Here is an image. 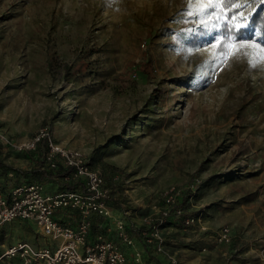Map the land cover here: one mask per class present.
Instances as JSON below:
<instances>
[{
  "label": "rangeland",
  "instance_id": "rangeland-1",
  "mask_svg": "<svg viewBox=\"0 0 264 264\" xmlns=\"http://www.w3.org/2000/svg\"><path fill=\"white\" fill-rule=\"evenodd\" d=\"M240 3L242 17L255 4ZM218 8L212 0H0V128L9 138L46 127L103 175L104 164L115 167L121 208L110 209L135 240L163 190H193L185 211L200 226L167 220L163 252L150 247L151 261L264 264V51L228 44L218 54ZM84 56L87 72L77 70ZM0 154L8 167H31L29 152ZM221 226L229 244L214 242ZM35 230L14 221L0 234L40 244Z\"/></svg>",
  "mask_w": 264,
  "mask_h": 264
},
{
  "label": "built area",
  "instance_id": "built-area-1",
  "mask_svg": "<svg viewBox=\"0 0 264 264\" xmlns=\"http://www.w3.org/2000/svg\"><path fill=\"white\" fill-rule=\"evenodd\" d=\"M43 139L47 141L46 165L53 169L59 165L70 169L71 180L79 185L75 190L54 194L44 193L43 186L38 183L20 185L7 194L0 192V227L13 221H31L42 237L57 243L55 247L34 246L25 241L1 244L0 264H12L14 259L21 264H157L144 258V251L136 246L126 222L112 215L110 188L106 186L103 173L88 165L83 151L56 143L46 127L21 140L9 138L0 128V148L9 147L18 153L34 151ZM181 193L182 189L175 185L163 190L160 205L153 206L152 213L142 217L136 228L143 243L157 254L164 249L159 229L164 219L173 215L182 218L184 226H200L198 216H184ZM63 215L72 220L60 221ZM97 217L110 221V226L104 232L92 234L91 225ZM213 239L216 244H229L230 228L221 226ZM164 264L178 262L167 254Z\"/></svg>",
  "mask_w": 264,
  "mask_h": 264
},
{
  "label": "trees",
  "instance_id": "trees-1",
  "mask_svg": "<svg viewBox=\"0 0 264 264\" xmlns=\"http://www.w3.org/2000/svg\"><path fill=\"white\" fill-rule=\"evenodd\" d=\"M254 8L252 11L248 12L245 17H242L240 12L243 9V5L240 3V0H235V3H230V0H222L219 4L218 13H223L225 20L219 21V33L221 38L216 44V48L219 50L221 43L224 42L225 37H228V44H232L235 48H244L248 43L255 49H259L264 51V0H254ZM231 30V31H230ZM206 33L200 32L198 34L192 35L190 41L193 44H196L205 38ZM239 37V42L235 39V37ZM80 65L77 69L78 71H84L88 69V63L86 61V56L80 58ZM49 66V65H48ZM61 71L64 76L72 75L71 66L67 63H62L60 65ZM154 94H156V98L160 101L162 98V92L160 90H155ZM113 139H110V142ZM116 140V139H114ZM113 140V141H114ZM46 139L41 140L36 149L29 154L25 155L26 158L30 159L31 167L27 171H23L20 169H16L8 167L0 160V192L1 193H9L13 188L18 187L20 185H28L29 183H38L45 185L44 193L54 194L63 190H75L79 183L71 180V170L67 168H63L61 165L56 168H49L45 163V153H46ZM107 146H104V148ZM1 155V154H0ZM90 166L91 163H88ZM102 167H105L106 174L104 173V181L106 183L107 188H110L109 194V206H116L117 209H120L121 201L117 199H113V195L116 196L119 191H117L121 187V182L119 178L118 170L110 166L109 164H104ZM117 175V176H116ZM193 190L188 187V189L182 190L181 193V203L180 206L183 209L184 216L193 215L196 216L195 213H187L185 211V205L188 202V199L192 196ZM174 218L175 224L182 225V218H175L173 215L167 219H164L163 222L159 225L166 223L167 220H172ZM72 220L70 216L63 215L60 219L62 222H67ZM110 221H103V219L97 217L93 220L91 225L92 234L95 231L104 232L107 227L109 228ZM129 230V228H128ZM106 233V232H105ZM111 237L114 238L112 233H110ZM137 239L136 242L140 243L141 250L143 252V256L147 261H151L147 252L150 250L147 245L143 243V239H141L139 231H137ZM5 243L3 240L2 234H0V243ZM10 244V243H6ZM157 264H164L165 262L161 261H153ZM12 264H21L17 259L12 261Z\"/></svg>",
  "mask_w": 264,
  "mask_h": 264
},
{
  "label": "crops",
  "instance_id": "crops-1",
  "mask_svg": "<svg viewBox=\"0 0 264 264\" xmlns=\"http://www.w3.org/2000/svg\"><path fill=\"white\" fill-rule=\"evenodd\" d=\"M14 222V221H13ZM19 223H22L23 225L25 224V223H29V222H22V221H18ZM33 223V222H32ZM10 224H13V223H10ZM34 224V223H33ZM35 225V224H34ZM36 227V226H35ZM2 227H0V229H1ZM33 231V230H32ZM34 233V241L35 240H37L36 238L38 237V236H41L42 237V235L37 231V228H36V230H35V232H33ZM40 237V238H41ZM43 239H41V240H43V242H41L40 244H37V243H33L32 242V244L34 245V246H40V247H43V246H49V247H55L56 246V242L55 241H52V240H50V239H48V238H44V237H42ZM18 241H25V240H17V242ZM5 242V241H4ZM26 242V241H25ZM7 242H5V243H0V245L1 244H4V245H7L6 244ZM10 244H13V243H10ZM136 244H137V242H136ZM137 247L139 248V249H141L140 248V246L137 244Z\"/></svg>",
  "mask_w": 264,
  "mask_h": 264
},
{
  "label": "snow or ice",
  "instance_id": "snow-or-ice-1",
  "mask_svg": "<svg viewBox=\"0 0 264 264\" xmlns=\"http://www.w3.org/2000/svg\"><path fill=\"white\" fill-rule=\"evenodd\" d=\"M212 2L215 3V4H220L222 2V0H212ZM230 3H235V0H230ZM215 11H216V9L213 8L212 12H215ZM235 39L239 42V37L238 36L235 37ZM228 46H229L228 45V37H225L224 42L221 43V45H220V49H219V53L218 54H226Z\"/></svg>",
  "mask_w": 264,
  "mask_h": 264
}]
</instances>
